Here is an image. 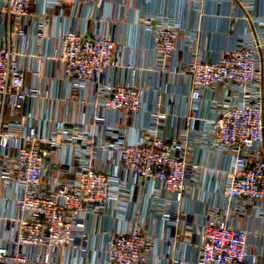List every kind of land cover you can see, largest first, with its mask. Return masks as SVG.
I'll return each mask as SVG.
<instances>
[{
  "label": "built area",
  "instance_id": "2783aa9c",
  "mask_svg": "<svg viewBox=\"0 0 264 264\" xmlns=\"http://www.w3.org/2000/svg\"><path fill=\"white\" fill-rule=\"evenodd\" d=\"M35 1L0 0V264H149L158 228L173 222L170 206L183 202L191 179L200 180L201 169L190 159L193 147L225 153L233 164L225 205L207 208L192 264H244L253 253L248 231L236 221L250 213L264 218L261 43L242 39L219 61L198 55L182 67L191 84L188 119L199 120L200 103L210 101L212 116L200 131L201 145L190 143L187 133L166 135L167 115L158 110L144 133L129 141L125 121L141 113L144 91L106 79L118 66L114 36L99 30L101 20L90 36L72 28L52 36L54 11L64 0H44L37 14ZM143 28L154 34L153 71L169 73L180 23L146 18ZM45 40L54 42L51 55H29L30 45ZM27 56L41 67L48 62L59 69L69 87L61 107L72 117L52 120L28 110L30 101L41 99V90L28 84L27 76L42 75L25 67ZM144 182L157 184L154 225L142 218L125 230L102 229L103 218L130 202ZM164 242L181 246L176 235ZM170 264L189 263L171 259Z\"/></svg>",
  "mask_w": 264,
  "mask_h": 264
},
{
  "label": "crops",
  "instance_id": "0c3cea01",
  "mask_svg": "<svg viewBox=\"0 0 264 264\" xmlns=\"http://www.w3.org/2000/svg\"><path fill=\"white\" fill-rule=\"evenodd\" d=\"M44 9V0H36L32 12ZM175 19L182 27L177 41V57L170 62L169 73L154 72L155 39L152 32L143 28L146 18ZM49 34L58 35L66 29L84 31L90 36L101 20L99 30H108L118 43L115 53L117 67L108 72L107 80L112 83H129L143 89V109L135 119H126V135L129 141H136L148 125L151 114L158 110L167 117L163 132L166 135L187 133L190 143L201 145V133L206 120L212 114L210 101L200 103V119L191 121V84L185 68L198 55L216 62L233 49L242 39H256L261 43V60L264 89V0H64L61 8L54 11ZM36 19L31 18L28 32L32 35ZM4 26L0 24V45ZM19 40L15 41L17 45ZM54 42L45 40L30 45L29 55L40 53L49 56L54 51ZM27 69L41 71L38 80L31 73L27 76L30 85H38L41 99L30 101L28 110L36 115L52 119L67 118L60 101L68 96L69 87L60 80V71L46 62L41 67L36 59H24ZM182 71V72H181ZM264 155V146L262 150ZM190 159L201 169L200 180L189 181V192L180 204L172 203L174 212L172 224L161 226L153 242L149 264H170L171 259L192 264L198 258L201 237L198 234L204 223V215L211 205H225L223 191L233 161L227 154L216 153L209 147H193ZM155 182H144L131 201L120 204L118 212L110 211L100 223L105 230L128 229L133 221L145 219L148 225L155 223V199L152 197ZM124 195L127 191L123 192ZM126 196V195H125ZM167 200V197H165ZM169 199V198H168ZM163 203V201L161 202ZM236 224L248 231L250 250L253 255L244 264H264V218L250 213ZM96 225H91L93 228ZM190 227L192 233L186 228ZM176 235L181 246L168 245L164 239ZM97 243L98 239L93 238Z\"/></svg>",
  "mask_w": 264,
  "mask_h": 264
}]
</instances>
